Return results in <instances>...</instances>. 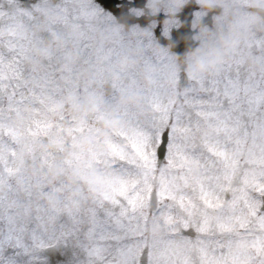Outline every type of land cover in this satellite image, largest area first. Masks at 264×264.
I'll use <instances>...</instances> for the list:
<instances>
[{"label": "snow or ice", "instance_id": "snow-or-ice-1", "mask_svg": "<svg viewBox=\"0 0 264 264\" xmlns=\"http://www.w3.org/2000/svg\"><path fill=\"white\" fill-rule=\"evenodd\" d=\"M101 3L118 13L128 0ZM7 72L0 64V78ZM233 72L191 84L152 153L121 163L129 179L100 218L95 264H264V83L250 89ZM193 116L213 133L187 149L173 132ZM177 164L199 181L177 184ZM153 218L166 225L158 239L146 234Z\"/></svg>", "mask_w": 264, "mask_h": 264}, {"label": "flooded vegetation", "instance_id": "flooded-vegetation-1", "mask_svg": "<svg viewBox=\"0 0 264 264\" xmlns=\"http://www.w3.org/2000/svg\"><path fill=\"white\" fill-rule=\"evenodd\" d=\"M119 7L121 11L118 15L128 22L126 28H121L122 32L127 35L141 33L145 41L151 38L159 49H167L175 57L176 65V49L187 50L199 44L197 37L201 28L214 32L217 25L222 23L221 13L225 8H235L244 14L246 12V15L252 11L246 0H228L223 6L212 4L207 7L201 5L199 0H187L179 7L167 0L162 4L150 3L149 0H128L127 5ZM188 8L192 9L190 14L185 12ZM91 11L117 20L115 12L104 9L98 0H0V64L8 70L0 78L1 139H5L10 132L19 134L16 140L10 141L9 149L12 151L8 152V161L13 162L15 156L17 165L20 155V165L13 166V175L20 176L30 172L34 159L29 149H33L36 154L33 139L36 131L40 130L36 126L34 101L47 102L50 99L62 103L64 124L59 128V133L62 135L63 129V143L65 144L66 136L69 137V143L65 144L66 150L62 152L61 157L64 158L61 159L60 170L56 166L59 152L51 149L54 163L50 172L45 175L51 180L49 190L58 194L56 198L61 197L62 191L52 188L53 181L59 183L61 188L68 186L63 181H105L112 177L116 167L109 158H100L89 164L86 152L84 160L73 157L78 144L71 141L72 133H109L116 128L113 126L114 114L105 117L104 121L95 117L99 115L103 103L114 96L119 79H122L123 84L130 79L126 69L113 59L114 55L103 50L107 47L100 46V39L94 35L93 30H88V35L84 34L83 30L92 19V16L88 17ZM252 53L261 56L260 62L264 63V32H255L243 41L215 76L220 77L230 67L245 68ZM243 55L247 56L244 62L241 61ZM250 81L264 83V72H257ZM107 82L113 86L109 97L104 96ZM84 100L91 101L94 108L82 109ZM49 107L50 105L47 106L48 111ZM43 143L48 147L44 152L48 153L51 144L48 141ZM71 143L73 150L70 153ZM86 144L85 141L81 143L83 146ZM0 149L5 150L1 146ZM117 163L127 164L123 160H118ZM96 194H99L98 190ZM100 200L97 197L92 222L82 224L83 228L90 229L86 236L92 235L88 247L96 245L98 226L103 214L101 210L110 207L105 205L106 200H102V209ZM78 206L83 209L85 201L80 199ZM77 215L76 212V217ZM81 217H85L83 213ZM63 218L67 220L66 216ZM159 223L160 230L152 232L153 236L150 238L158 239L165 234L166 225L161 221ZM75 250L72 247V254L68 256L62 249L64 254L58 264H73L75 261L87 264L88 261L83 259L84 254L77 255Z\"/></svg>", "mask_w": 264, "mask_h": 264}, {"label": "rangeland", "instance_id": "rangeland-1", "mask_svg": "<svg viewBox=\"0 0 264 264\" xmlns=\"http://www.w3.org/2000/svg\"><path fill=\"white\" fill-rule=\"evenodd\" d=\"M91 16L92 19L87 23L89 25L83 30L84 34L88 35V30H93L94 35L100 39V46H106L108 49L103 50L114 55L113 59L126 69L130 79L124 84L122 79H119L114 96L104 103L99 115L95 117L104 121L105 117L114 114L113 126L116 128L109 133H72L71 141L78 144L76 155L73 157L84 160L86 152L89 164L100 158H109L110 162L116 165L115 172L105 181H63L68 185L66 188H61L59 183L53 181L52 188L62 191L61 197L56 198L58 194L49 190L51 180L45 175L50 172L54 163L50 152L52 148L59 152L56 166L61 169V159L64 158L61 155L66 145L63 144V137L58 131L64 124V110L61 108V102L50 99L47 102L36 100L35 121L40 130L36 131L33 139L36 154L33 149H29L34 159L30 172L20 176L13 175V166L20 165L21 156H18L17 165L15 156L13 162L8 161V152L12 151L9 149V140H16L19 134L10 132L4 140L0 134V146L5 148L0 149V264H44L46 258L43 250L53 243L71 245L76 249L77 255L84 254V261L92 264L94 260L91 251L94 247H88L92 235L86 236L90 229L83 228L82 224L92 222L97 197L101 198V208L102 200H106L105 205L111 207L113 197L118 195L119 189L129 179V169L121 167L117 161L123 160L126 165H135L142 155H150L159 140L161 130L168 126L169 118L175 115L177 108L182 106L189 94V86L219 77L215 76L216 73L194 79L188 77L187 85L177 89L174 84L177 67L174 56L169 54L167 49H159L151 38L145 41L141 33L124 34L108 15L91 11L88 17ZM246 57L243 55L241 61L244 62ZM249 57L261 60V56L257 54L252 53ZM237 62L242 63L239 60ZM230 68L234 70V75L235 69H239L240 79L247 82L250 89L257 84L250 81L257 72H252L248 66ZM89 88L92 89V86ZM131 96L139 97L140 102L126 103V98ZM9 104L11 105V102ZM93 108L91 101H83L82 109ZM212 130L213 126L208 120L193 116L190 122L175 129L173 135L185 148L191 149L195 135L199 136L202 142L212 135ZM41 135L49 137L51 145L48 153L44 152L48 147L41 140ZM84 141L87 143L85 146L81 145ZM69 148L71 153L72 143ZM171 172L175 182L182 186H193L200 178L195 167L183 164H177ZM193 175H198V178L195 180ZM80 199L85 201L83 209L78 206ZM59 200L61 202L58 203ZM101 211L104 212V209ZM81 213L85 217H81ZM65 216L67 220H64ZM159 222L158 218L150 220L146 226L148 237L153 236L152 232L160 230ZM73 264L82 263L75 261Z\"/></svg>", "mask_w": 264, "mask_h": 264}, {"label": "clouds", "instance_id": "clouds-1", "mask_svg": "<svg viewBox=\"0 0 264 264\" xmlns=\"http://www.w3.org/2000/svg\"><path fill=\"white\" fill-rule=\"evenodd\" d=\"M150 3L162 4L165 0H149ZM179 7L187 0H167ZM228 0H199L205 7L216 4L223 6ZM250 14H244L235 8H225L221 13L222 23L217 25L214 32L201 28L200 42L194 47H189L180 59L184 70L191 79L214 75L224 63L228 62L241 43L249 39L255 32H264V0H246ZM175 58V57H174ZM252 72H264V63L255 57L247 59ZM126 103L137 104L140 98L127 97Z\"/></svg>", "mask_w": 264, "mask_h": 264}, {"label": "water", "instance_id": "water-1", "mask_svg": "<svg viewBox=\"0 0 264 264\" xmlns=\"http://www.w3.org/2000/svg\"><path fill=\"white\" fill-rule=\"evenodd\" d=\"M183 56V53L182 54H180V58ZM179 62H180V60H179ZM180 67L181 68H183L184 67V65L180 62ZM180 77H181V79H182V81L178 84V87H182L183 85H184V82H185V77H184V72L182 71L181 72V74H180ZM54 263V260L52 259V257L51 256H49V262H48V264H53Z\"/></svg>", "mask_w": 264, "mask_h": 264}]
</instances>
